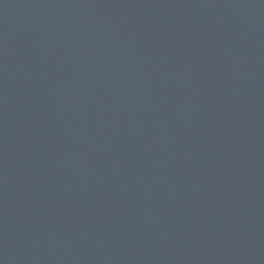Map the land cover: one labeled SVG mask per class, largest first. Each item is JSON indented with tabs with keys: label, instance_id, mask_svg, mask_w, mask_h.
I'll list each match as a JSON object with an SVG mask.
<instances>
[{
	"label": "water",
	"instance_id": "water-1",
	"mask_svg": "<svg viewBox=\"0 0 264 264\" xmlns=\"http://www.w3.org/2000/svg\"><path fill=\"white\" fill-rule=\"evenodd\" d=\"M0 264H264V0H0Z\"/></svg>",
	"mask_w": 264,
	"mask_h": 264
}]
</instances>
